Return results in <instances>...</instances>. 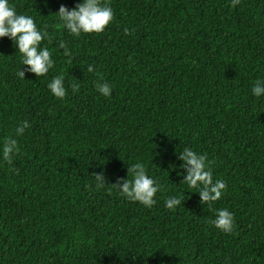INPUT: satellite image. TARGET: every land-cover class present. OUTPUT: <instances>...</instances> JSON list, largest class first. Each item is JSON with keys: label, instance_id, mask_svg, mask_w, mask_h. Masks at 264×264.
Masks as SVG:
<instances>
[{"label": "trees", "instance_id": "trees-1", "mask_svg": "<svg viewBox=\"0 0 264 264\" xmlns=\"http://www.w3.org/2000/svg\"><path fill=\"white\" fill-rule=\"evenodd\" d=\"M10 2L48 31L55 63L20 78L28 66L0 38V145L20 148L11 164L0 154V264H264V96L251 91L264 79V0H101L114 20L79 37L56 13L81 0ZM57 75L63 99L47 87ZM185 147L226 181L211 205L183 181ZM136 162L162 186L151 208L113 186ZM223 208L229 233L211 223Z\"/></svg>", "mask_w": 264, "mask_h": 264}, {"label": "clouds", "instance_id": "clouds-1", "mask_svg": "<svg viewBox=\"0 0 264 264\" xmlns=\"http://www.w3.org/2000/svg\"><path fill=\"white\" fill-rule=\"evenodd\" d=\"M239 2L240 0H232V6L235 7ZM56 14L59 16L62 27L74 37H79L82 33H102L114 20L112 7L109 4H102L101 0H81L71 10L62 5ZM127 31L125 29V32ZM2 37L12 39L17 51L21 54V64L28 66L25 70H19L20 78H25L26 71L34 73L36 77L46 76L54 67L52 51L47 46H42V41L50 39L48 31L44 27H38L33 16L18 14L10 0H0V38ZM59 47L63 50L65 57H72V51L64 41H60ZM88 71L93 72L94 66H88ZM64 80L62 75H57L47 85L51 94L57 99H63L67 95ZM71 87L73 92H78L80 86L73 84ZM96 90L105 97H110L112 94V88L107 83L98 82ZM251 91L257 98L264 96V79H257ZM28 127H30L28 121H23L16 128V135H22ZM19 152L17 139L5 137L0 145L3 162L11 164L13 156ZM178 159L182 162L179 168L186 173L183 181L190 188L198 189L196 192L199 193L202 204L211 205L221 199L227 187L226 181L213 179L206 155L185 147L178 153ZM94 179L97 189L108 184L103 171L96 173ZM113 186L128 200L138 202L146 208H151L157 203L156 194L162 190L160 183L148 174L146 165L142 162L131 164L127 178H122ZM181 204L180 196H170L165 200V206L168 209L174 210ZM211 223L220 231L229 233L234 227V214L227 208L218 209Z\"/></svg>", "mask_w": 264, "mask_h": 264}]
</instances>
